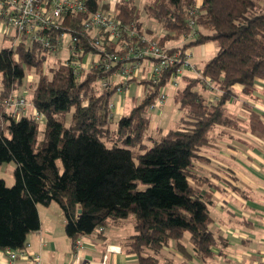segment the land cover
<instances>
[{"label":"trees","instance_id":"trees-1","mask_svg":"<svg viewBox=\"0 0 264 264\" xmlns=\"http://www.w3.org/2000/svg\"><path fill=\"white\" fill-rule=\"evenodd\" d=\"M98 1L91 0L90 12L97 9ZM198 1L149 0L146 6L148 15L167 32L151 36L161 47L181 54L191 45L209 41L217 47V54L198 70L199 76L182 79L185 87L175 97L183 113L180 126L160 139L148 135L149 110L160 87L181 64L165 71L159 85L135 77L128 80L126 84L144 87V97L118 118L112 130L110 103L118 85L102 89L100 80L118 72L123 61L108 56L99 67L75 75L69 64L71 55L52 70L51 77L45 76L38 69L60 45L54 30L49 51L26 39L17 47L0 49V99L14 94L24 84L27 70L35 69L40 79L32 103L45 117L44 139L38 141L39 122L2 115L0 165L15 162L17 167L13 186L0 178V251L24 249L28 236L40 229L38 206L55 203L63 212L73 247L110 220L133 216L135 234L125 245L128 253L138 256V264H161L157 255L171 241L186 258L192 253L201 259L213 255L223 239L210 230L212 194L191 171L201 150L214 147L211 133L215 127L227 133L242 131L240 118L227 108L229 101L239 97L235 86L241 85L242 95L250 97L258 90L257 84L264 82V0H201L192 28L189 21ZM119 11V18L136 23L145 33L133 0L122 1ZM88 14L67 16L62 23L72 38L78 37L80 58L99 53L101 47L122 57L124 52L118 47L106 42L96 46L94 37L83 33ZM193 32L196 40L182 48L165 46ZM197 87L209 90L213 99L208 100ZM71 112V123L66 126L65 117Z\"/></svg>","mask_w":264,"mask_h":264},{"label":"crops","instance_id":"crops-1","mask_svg":"<svg viewBox=\"0 0 264 264\" xmlns=\"http://www.w3.org/2000/svg\"><path fill=\"white\" fill-rule=\"evenodd\" d=\"M198 2L201 4V0ZM142 29L144 30L143 26ZM0 32L9 34V28L2 20ZM14 36L15 31L10 37L13 39ZM201 45L204 57L217 52L214 42L209 41ZM193 57L192 55V59ZM256 87L257 91H264V82H259ZM127 90L128 93L123 97L116 94L117 98H112V103L117 106L112 109L114 122L122 116L120 114L124 108L126 111L127 107H131L130 100L135 98V102H138L144 97L145 89L142 85L133 83L127 86ZM235 90L239 95L237 100L244 104L236 112L248 114L253 111L264 115V105L260 104L257 97L251 95L250 97L256 99L254 100L242 95L241 85H236ZM232 105L233 103L227 108L228 112L234 115ZM158 113L161 114V111ZM235 116L240 118L244 126V118L241 115ZM155 126L153 122L150 123L151 128ZM229 136L232 142L221 140V143L228 146L229 153L226 154L233 157L232 160L228 162L214 157L220 162L215 172H210L201 164L198 168L199 174L193 173L204 180L203 188L212 194L210 212L213 222L210 230L219 239H223V242L218 241L219 245L213 249L211 257L201 259L192 253L189 259L180 254L175 248V242L171 241L157 255L161 264H264V140L257 137L253 147L248 146L242 152L240 147L233 146L234 132ZM213 144L211 151H217V142ZM240 154H243L248 162L239 158ZM201 158L208 159L204 155H201ZM200 167L205 168L206 172ZM39 206L40 229L28 236L26 246L22 249L23 254L19 252L16 264H30L28 257L31 255H39L43 264H138V256L128 253L125 245L135 234L133 216L124 220H110L103 233L97 231L92 236L81 238L79 248L74 250L72 241L65 232V218L61 208L55 203L47 207L42 206L45 207L43 210H40ZM100 234L103 238L99 237ZM186 247L190 252L191 246L186 243ZM8 252L9 250L0 251V264H7Z\"/></svg>","mask_w":264,"mask_h":264},{"label":"built area","instance_id":"built-area-1","mask_svg":"<svg viewBox=\"0 0 264 264\" xmlns=\"http://www.w3.org/2000/svg\"><path fill=\"white\" fill-rule=\"evenodd\" d=\"M97 9L90 12L91 0H0V19L2 22L15 30V36L12 39V46H19L24 39L27 42L37 44L42 50L49 51L52 47L51 34L53 30L58 34L59 42L67 30L62 27L63 19L70 15L88 14V19L83 22L82 30L84 34H91L94 37L96 46L101 44H111L124 52L122 57L117 54H110L108 50L101 47L99 53L90 52L83 59L80 58L82 47L78 45V37L71 36L70 48L72 57L70 67L75 75H80L91 67H99L101 60H121L124 65L118 72L108 75L100 80L101 88L116 87V94L123 97L128 93L126 82L132 78L146 79L153 85H159L164 78V73L179 63L174 76L160 87L157 102L163 105L166 98V86L173 83L177 86V80L185 76L186 71H193L199 76V71L195 65H192V54L189 49L183 54L178 51L170 52L161 47L154 37L147 36L142 30H139L137 24L126 23L117 17L112 10L104 9L105 4L97 2ZM197 8L191 12L192 19L189 25L192 28L196 26ZM63 28V29H62ZM196 32L190 34L185 40L187 43L195 41ZM128 64H131L128 66ZM105 70H109V64H106ZM209 81V80H208ZM122 84V85H121ZM115 104L110 103L113 109ZM156 108L154 105L151 109ZM0 110L8 113L19 120L28 117L39 123L45 121V117L33 105L25 92L12 94L8 98L0 99ZM0 128L3 127V118L0 116ZM104 228H99L103 232ZM81 244V239L75 242L74 249L77 250ZM21 250V255L23 254ZM20 251L8 252L7 264H16ZM25 258L26 255L24 254ZM30 264H43L39 255L28 257Z\"/></svg>","mask_w":264,"mask_h":264},{"label":"rangeland","instance_id":"rangeland-1","mask_svg":"<svg viewBox=\"0 0 264 264\" xmlns=\"http://www.w3.org/2000/svg\"><path fill=\"white\" fill-rule=\"evenodd\" d=\"M122 1L125 0H99L100 4H105L104 9H109L113 11V13L117 16H119V6L122 3ZM134 4L138 6L140 9V22L143 24L145 34L149 37L150 36H157L162 37L167 33L163 30V27L158 23L156 20L151 18L147 11L146 6L149 3V0H133ZM197 6H200L199 2L196 4ZM1 21V19H0ZM9 28V34L4 35L0 32V49L2 48H10L12 46V38L10 35H14V29L11 27ZM71 34L69 32L65 33L63 37L61 38L60 45L55 48L46 58L42 68H39L38 71L48 77H51L52 70L57 68L61 62H66L72 55V49L70 48V42H71ZM185 39H179V40H171L169 41L165 46L166 47H178L182 48L186 44ZM190 53L194 56L193 59L190 61L192 65H195L197 68V71L200 70L203 65L211 60L217 52L214 54L205 55V57L202 55L203 47L201 44L198 45H191L188 47ZM131 64H128L130 66ZM35 69L27 70L26 73V79L22 86L18 87L13 93L14 94H20L22 92H25L27 94V97L32 101L33 99V93L38 86L39 83V72ZM187 76L194 77L196 75L195 72L187 71ZM190 72V73H189ZM1 78H0V90H1ZM185 87V83L182 80V78H179L177 80V86H174L173 83H170L166 86V98L163 105H159L158 102L154 104L156 107L155 109L149 110V115L151 118V122H153L156 126L155 128L149 127L148 135L151 137H154L156 139H160L165 133H167L170 129H176L180 126V120L183 116L182 111L180 110V105L176 102V94L178 91L183 90ZM198 91L204 93L207 98H213L214 94H212L209 90H204L201 87L196 88ZM137 94V92H136ZM254 96L257 97V100L260 101V104L264 105V91H256L254 92ZM117 96L114 95L113 99H116ZM250 99H254L253 97H249ZM140 100V99H139ZM256 100V99H254ZM131 101V107H127V110L125 111V108L122 110V114L125 115L130 113L131 109L136 105L135 98H133ZM233 103L234 107V116L235 115H241L244 118V126L242 125L241 121H239L240 128H242L241 132L234 133V145L240 147L242 149V152L245 151L248 146H252L256 143V138L260 137L264 140V115H259L256 112L251 111L248 114H244L240 111L236 112V110H240L244 104L240 102L239 100H231L227 103V106L229 107ZM117 106L113 107L116 109ZM158 111H161V114L158 113ZM262 112V111H261ZM5 113L4 111L0 110V116ZM231 113V112H229ZM121 117V116H120ZM1 119V118H0ZM72 119V112L66 115L65 117V125L69 126ZM115 123V122H114ZM1 124V121H0ZM4 125V123H3ZM112 130L116 129V125L114 124L112 127ZM244 128V129H243ZM40 131L38 136V141H42L44 139V125L43 123H40ZM223 129L221 127H215L213 132L211 133L214 138V143L217 142V151H211L212 149H202L200 152V156L204 155L207 156L208 159H194V167L192 169V174H199L200 170H198L199 165L203 164L205 165L210 172H215L220 162L219 160H216L214 157H218L222 160H227L228 162L232 160L233 157L227 156L226 153H229L228 146L225 144H222L221 142L225 141L226 143H230L233 140L230 138L229 134L232 131H229V133L222 131ZM228 130V129H227ZM112 135V134H111ZM226 136L225 138L223 137ZM222 136L220 139L218 137ZM116 136L114 135V138ZM222 140V141H221ZM219 152V153H218ZM239 158H241L243 161L248 162L243 154H240ZM237 160V159H236ZM234 160V162L236 161ZM17 165L15 162L10 163H4L0 165V178L3 179L7 186L11 187L15 184L14 179V171L16 169ZM204 172H206L205 168L200 167ZM196 175V177H197ZM195 180V177H193ZM200 179V178H199ZM202 180V179H200ZM206 180V179H205ZM204 181V180H203ZM56 206V205H55ZM40 210L45 209V207L39 206ZM188 236V235H187Z\"/></svg>","mask_w":264,"mask_h":264},{"label":"water","instance_id":"water-1","mask_svg":"<svg viewBox=\"0 0 264 264\" xmlns=\"http://www.w3.org/2000/svg\"><path fill=\"white\" fill-rule=\"evenodd\" d=\"M78 213H79V214L81 213V209L78 210Z\"/></svg>","mask_w":264,"mask_h":264}]
</instances>
